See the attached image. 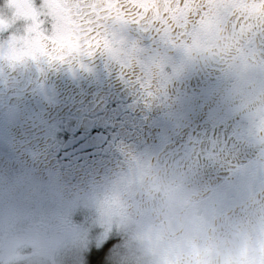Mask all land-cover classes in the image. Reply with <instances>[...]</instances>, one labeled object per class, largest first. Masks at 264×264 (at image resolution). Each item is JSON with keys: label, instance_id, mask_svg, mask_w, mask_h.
<instances>
[{"label": "flooded vegetation", "instance_id": "1", "mask_svg": "<svg viewBox=\"0 0 264 264\" xmlns=\"http://www.w3.org/2000/svg\"><path fill=\"white\" fill-rule=\"evenodd\" d=\"M17 1L20 35L0 42L2 204L54 198L58 236L94 198L169 264L264 262V0H200L167 33L110 21L106 47L63 60L2 54L55 32L46 0Z\"/></svg>", "mask_w": 264, "mask_h": 264}, {"label": "rangeland", "instance_id": "2", "mask_svg": "<svg viewBox=\"0 0 264 264\" xmlns=\"http://www.w3.org/2000/svg\"><path fill=\"white\" fill-rule=\"evenodd\" d=\"M18 9L17 0H0V42L4 47L20 35L14 16ZM33 39L30 36V42ZM11 52L7 49L2 54L10 58ZM56 203L54 198H39L36 209L28 212L24 205L15 211V206L0 201V264H88L89 251L106 240L115 241L107 264L170 263V252L158 245L154 233L119 219L115 207L108 208L94 198L76 202L80 212L73 217L65 213L72 218L70 228L52 236V222L59 215Z\"/></svg>", "mask_w": 264, "mask_h": 264}, {"label": "snow or ice", "instance_id": "3", "mask_svg": "<svg viewBox=\"0 0 264 264\" xmlns=\"http://www.w3.org/2000/svg\"><path fill=\"white\" fill-rule=\"evenodd\" d=\"M55 18V32L50 38L46 33L36 37L20 52L12 50L10 58L47 53L53 58L64 59L76 53L92 55L94 50L107 46L105 31L110 21L139 24H159L168 30L180 29L191 16V9L200 0H46ZM206 10V6L201 11ZM200 15V11L197 12ZM36 18V17H34ZM37 22L39 21L38 18ZM233 26L243 20L238 12L232 13ZM235 21V23H233ZM43 40V43L41 41ZM114 240H106L88 254V264H107L106 257Z\"/></svg>", "mask_w": 264, "mask_h": 264}]
</instances>
